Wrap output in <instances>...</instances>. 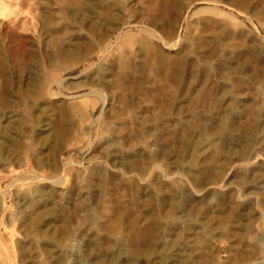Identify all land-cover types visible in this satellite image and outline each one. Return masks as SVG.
Wrapping results in <instances>:
<instances>
[{
	"label": "rangeland",
	"instance_id": "rangeland-1",
	"mask_svg": "<svg viewBox=\"0 0 264 264\" xmlns=\"http://www.w3.org/2000/svg\"><path fill=\"white\" fill-rule=\"evenodd\" d=\"M159 1L0 0V110L13 114L0 122V149L17 154L0 160V264H58L59 253L74 250L109 264L96 249L117 248L128 264H167L187 234L194 249L178 263L264 264V144L242 159L254 135L223 142L219 126L235 108L240 114L225 129L264 131V0ZM54 40L68 42L70 56H54ZM245 45L256 52L238 57ZM105 58L113 64L93 87L85 77ZM82 106L84 119L61 113ZM197 111L220 121L208 129ZM111 139L126 155H141L118 163L105 152ZM21 176L28 180L11 185ZM36 184L40 197L53 198L49 206L33 200ZM90 238L94 246L84 247Z\"/></svg>",
	"mask_w": 264,
	"mask_h": 264
},
{
	"label": "bare ground",
	"instance_id": "bare-ground-1",
	"mask_svg": "<svg viewBox=\"0 0 264 264\" xmlns=\"http://www.w3.org/2000/svg\"><path fill=\"white\" fill-rule=\"evenodd\" d=\"M157 4V3H156ZM164 0H162V1H159V4H158V6H164ZM236 6L238 7V8H241L242 6H241V4L240 3H236ZM108 9H111V11H112V9H117V5H115V4H111L110 3V6H108ZM105 10H101L100 12H104ZM83 14H85V13H81V16H84ZM163 14H165V12L163 13ZM154 24V26L157 24V21L156 20H154L153 19V21H151L150 22V25H153ZM105 26H107V25H105ZM153 29V28H152ZM111 30V31H110ZM114 30V27L113 26H110L109 27V29L106 31V32H104L103 33V36L104 37H108V35H109V33L111 32L112 33V31ZM156 31V30H155ZM225 32H227V33H229L228 32V29H226V31ZM143 33H149V31H148V29H145L144 31H143ZM80 38H82L81 39V41H83V40H85V37H80ZM5 39L4 38H0V42H3V44H5V41H4ZM64 43H66V41H63L62 40V42H60L59 43V41L57 42V41H53L52 42V45H51V47H50V49H52L53 51H52V53L53 54H55L54 56H61L62 58H66V56H70V52H68V47H67V45H64ZM82 43V42H81ZM134 43H136V46H137V48H140V46H143V45H145V42H144V38L141 36L140 38H137L136 40H135V42ZM66 44H68V42L66 43ZM134 45V44H133ZM151 45V44H150ZM234 46V45H233ZM1 47V46H0ZM110 48V46H104V48H103V50H102V52H105L106 51V53H108V49ZM150 47H148V49H149ZM235 48V47H234ZM113 50V49H112ZM110 51H111V49H110ZM246 51V52H245ZM49 52H51V51H49ZM239 53H238V57L239 56H242L243 57V55L245 54H247V55H249V53H250V55L251 54H254L255 52H256V49H255V46H247V45H245V46H243V48L241 49V51H238ZM243 52H245V53H243ZM106 53H104V54H106ZM114 53V52H113ZM103 54V53H102ZM133 54V53H132ZM51 55V54H50ZM108 55V54H107ZM116 55V54H115ZM109 57H110V55H108ZM112 56V55H111ZM254 57V56H253ZM118 60H122V59H124V53H122V54H119V56H117L116 57ZM106 59V58H105ZM107 60V59H106ZM117 60V61H118ZM237 60H239V59H237ZM241 60V59H240ZM112 61H114V60H107L106 61V63H105V65L104 66H97L96 68H95V70H93L92 71V73H91V75H88V76H86L85 78H88V79H90V84H91V86H93V87H101L100 85H101V80H103L104 81V78H102V76H101V74H104V73H107L110 69H109V67H108V65H112L113 64V62ZM19 67H20V65H19ZM21 68V67H20ZM229 68V67H228ZM230 69V68H229ZM233 70V69H232ZM231 69L230 70H228L229 72L230 71H232ZM237 74L238 73H240V71L238 70V68H237ZM247 71V70H246ZM241 74V73H240ZM50 76H52V75H50ZM50 76H48L47 77V79L50 77ZM26 78H27V76H26ZM26 78H24V80H26ZM49 80H53V79H49ZM251 80V79H250ZM24 82V81H23ZM96 82H98V83H96ZM50 82H46V81H44L43 83H42V88L46 85H48ZM4 84V83H3ZM4 86V85H3ZM45 86V87H46ZM4 88H2V90H3ZM93 91L94 92H96L94 89H93ZM93 92V93H94ZM226 93H227V91H226ZM231 93V92H230ZM98 94V93H97ZM232 94V93H231ZM236 95H237V93H236ZM101 96V95H100ZM226 97H230L229 95L227 96V95H225ZM233 97L231 96V99H232ZM230 99V98H229ZM235 99H237L238 101H236L235 102V104L237 105L236 107L237 108H239V105H240V100H241V97L239 96V98H238V96H236L235 97ZM103 100V99H102ZM82 103V102H81ZM95 103V102H94ZM92 104V108H95V104ZM234 104V103H233ZM8 105V104H7ZM34 106V105H33ZM31 107V106H30ZM5 108V106H2V108H1V110H0V122H1V124H3V123H8V122H12L13 120H12V118H13V114H12V112L11 111H9V110H3ZM36 108V107H35ZM84 109H86L85 108V106H82L81 108H75V109H73V110H64V111H62L61 113L62 114H66L67 116H69L70 118L71 117H75L76 118V116H77V118L79 117V118H83L84 119V117H85V114H86V111L84 110ZM241 111V110H240ZM239 110H235V108L233 109V108H231L230 110H228L227 112H226V116H225V118L221 121V123H220V127H223V130H225V131H221L222 133V135H221V138L223 139V142H227V140H234V139H241V138H243V139H245L246 137H247V135L249 136L250 134H253L254 135V137L253 138H251V139H247V140H245L246 142H247V144H245V145H242V152L244 153V157L242 158V159H245V158H247V153L250 151V148H251V150H253L255 147L257 148V150H262L263 149V144H264V131L263 130H261V128L259 127V126H256V127H253V130L252 131H250V132H248L249 130H240L238 133H235L234 131L235 130H233V128H232V125L230 126L229 124V126L227 127L226 126V129H225V122H227V120L229 119V117L231 118V120H232V122L234 123L235 122V120H236V117L237 116H239V112H240ZM128 112V111H127ZM90 113H91V111H90ZM117 113V112H116ZM113 114V113H112ZM216 112H214L213 114H211V115H209V116H207L206 115V117L204 118V117H202L203 115H202V113H200L199 111H197V113H195V116H200L199 118H201L202 120H203V122L205 121L206 123H207V126H209V128L208 129H212L213 128V123L215 122V121H218L219 120V118H218V116H216ZM105 115H107V114H105ZM113 115H115V114H113ZM87 116V115H86ZM242 116V115H241ZM31 117V116H30ZM87 117H89V116H87ZM109 118H112V117H110L109 116ZM223 118V117H222ZM32 120L31 121H34V118H31ZM218 119V120H217ZM227 119V120H226ZM12 120V121H11ZM75 120V119H74ZM78 120V119H77ZM76 120V121H77ZM50 121V120H49ZM112 121V120H111ZM220 121V120H219ZM110 122V121H109ZM38 123V122H37ZM82 123H83V121H82ZM230 123V122H229ZM47 124V123H46ZM204 124V123H203ZM38 126V125H37ZM43 126H45V124L43 125ZM203 126V125H202ZM204 127V126H203ZM2 128L4 129V127L2 126ZM219 128V127H218ZM215 129V128H214ZM240 129V128H239ZM5 130V129H4ZM221 130V129H220ZM6 132V131H5ZM244 132H246V133H244ZM218 133V132H217ZM194 134V133H193ZM36 135H37V133H36ZM201 135H202V133H201ZM40 136V135H39ZM220 137V136H219ZM0 138L1 139H3L2 138V134L0 135ZM35 139V138H34ZM4 140V139H3ZM122 141H123V143H127L129 140H130V138H129V136L128 135H126V136H124V137H122V139H121ZM2 142V141H1ZM106 143H108L107 144V147H106V150H105V152H106V154H107V156H110L113 160H117V162L118 163H120V162H125V161H127L128 159H130V158H134V157H136L137 155H141V150H139V151H137V152H134V153H129L128 155H126L127 153H125L121 148H119V147H116V146H114L113 145V141H112V139H111V141L109 142V141H106ZM90 144V143H89ZM9 146V145H8ZM90 146V145H89ZM106 146V145H105ZM4 148V147H3ZM7 148V147H6ZM4 150V149H3ZM54 150V149H53ZM55 151H57V150H55ZM247 151V152H246ZM3 151L0 149V155H1V157H0V160H3V161H5V160H7V163L9 164L10 162H11V159H13V158H15L16 157V153H12V152H7V151H5L4 150V152L2 153ZM50 152V151H49ZM255 151H253L252 152V154L254 153ZM15 154V155H14ZM49 155V154H48ZM52 155H54V154H52ZM13 156V157H12ZM10 157H12L11 159H10ZM56 157V156H55ZM37 159V158H36ZM52 159V158H51ZM250 159V158H249ZM17 160H19V159H17ZM33 160V159H32ZM131 160V159H130ZM10 161V162H9ZM13 161V160H12ZM34 162V165L36 166V167H38V168H42L45 164H44V162L45 161H41L40 160V158H38V161H35V160H33ZM129 161V160H128ZM1 162V161H0ZM6 162V161H5ZM18 162V161H17ZM2 164H4L5 165V163H2ZM14 164V163H13ZM4 165H2V166H4ZM53 165V164H52ZM7 166V165H6ZM10 168L11 169H13L12 168V166H10ZM13 171V170H12ZM17 175V174H16ZM253 176L254 174H253V171H251L250 172V176ZM40 175H33V176H30L29 178H30V182H38L39 181V179H38V177H39ZM41 176H43V175H41ZM25 180L27 181L28 180V178H23V176H21V177H18V178H16L15 180H13L12 182H11V185H13V186H18V185H22L23 183H25ZM261 180L262 179H259L258 180V184H257V182H254V183H252V184H248V186L250 187V186H254V187H256L257 188V185H259L260 183H261ZM15 181H17V182H15ZM19 181V182H18ZM52 181V180H51ZM50 181V182H51ZM52 183H54L55 185H60V180H58V179H56V181H52ZM38 184H40V183H38ZM42 185V184H41ZM53 185V184H52ZM30 186V185H29ZM85 187V184H81V188L82 187ZM53 187V186H52ZM79 187H80V185H79ZM43 188V187H42ZM86 188V187H85ZM32 189H35L34 190V192H35V197H33L34 195H33V193L31 192V194H32V198H34L33 200H35V201H38L43 207H46L47 205L49 206V204H51L52 203V199L50 198L49 200L47 199H45V198H43V196L42 197H40L41 195L40 194H43V191L42 190H39L38 189V186H37V184L35 185V186H33L32 187ZM31 191V190H30ZM33 191V190H32ZM74 191V190H73ZM81 192H83L84 194L87 192V190H85V189H82V190H80ZM17 192V191H16ZM79 192V191H78ZM74 194H75V192H73ZM88 193V192H87ZM23 194V191L22 192H20V193H18V194H16V200H18V203L20 204V203H23L24 204V202H26V200H27V196L25 195H22ZM71 194V193H70ZM79 194V193H78ZM68 195V194H67ZM77 196V195H76ZM38 198V199H37ZM47 198V197H46ZM49 198V197H48ZM78 199V196L77 197H72V201L74 200V201H76ZM2 200V199H1ZM67 200V199H66ZM68 200H70V197L68 198ZM37 202V203H38ZM69 202V201H68ZM68 202H66V203H68ZM4 205H3V201H0V208H2ZM185 208H180V210H179V213H181V214H184V213H186L185 212V210H184ZM43 212V211H42ZM189 213V212H188ZM58 218V216H52L51 217V219H54V218ZM181 217H183V216H181ZM55 220H57V219H55ZM133 222V221H132ZM92 224V223H91ZM177 224V223H176ZM176 224H174V225H171V226H169V228H168V230H173L175 227H178V225H176ZM189 224V223H188ZM188 224H185L183 227H182V230L185 232H191V229H190V227H191V225H189L188 226ZM191 224V223H190ZM90 225H88L87 227H83V231L84 232H88V231H90ZM12 230H13V228H12ZM166 233H168L167 232V230H166ZM169 233H170V231H169ZM170 234H174V232L173 233H170ZM189 236H190V234H187L186 236H184L183 238H181V239H179V240H176V242H174V244L171 246V248H170V250H169V252L168 253H166L167 254V257L164 259V260H169L168 262L169 263H167V264H189V263H178L179 261H180V259H182L183 258V256H185V255H188V254H190L191 253V251L194 249V245L191 243V239H189ZM89 242H92L93 240L90 238L89 240H88ZM82 245L84 246V247H90V246H94L93 245V242L92 243H90L89 245L88 244H84V243H82ZM121 247V246H120ZM124 247V246H123ZM77 248V247H76ZM97 251H96V254H97V257L99 258V255H101V258H103V259H105V262H109V264H128V263H126L127 262V260H126V256L124 255L125 253H122V251H120V249H118L117 248V250L115 251V250H112V251H106L105 253H103V252H101L100 250H98V249H96ZM82 251H84V249L82 250ZM121 252V253H120ZM124 252H125V250H124ZM95 254V253H94ZM31 257V256H30ZM68 260V261H70V263L71 264H91V263H88V262H86V261H83V255H81V253H78V252H75V250H74V252H70V253H65L64 251H62V253H59V255H57L56 257H55V261L54 262H58V264H63V261L64 260ZM32 261L34 260V258L32 257V259H31ZM65 264V263H64ZM69 264V263H68ZM145 264H156L155 262H151V263H145ZM158 264V263H157ZM165 264V263H164Z\"/></svg>",
	"mask_w": 264,
	"mask_h": 264
}]
</instances>
